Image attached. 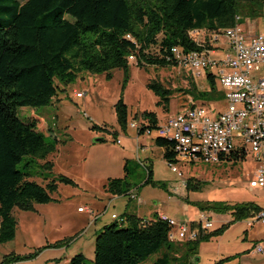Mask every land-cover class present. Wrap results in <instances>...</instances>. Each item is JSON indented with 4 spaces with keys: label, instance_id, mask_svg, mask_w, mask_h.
Here are the masks:
<instances>
[{
    "label": "trees",
    "instance_id": "1",
    "mask_svg": "<svg viewBox=\"0 0 264 264\" xmlns=\"http://www.w3.org/2000/svg\"><path fill=\"white\" fill-rule=\"evenodd\" d=\"M263 11L264 0H26L24 3L0 0V244L16 237L15 208L33 211L35 204L54 201L52 195L58 191V183L76 185L71 178L60 175L43 186L29 180L31 175L19 169L23 161L26 168L35 160L46 161L58 143L50 124L35 113L21 120L19 108L49 106L61 86L73 84L81 72L110 76L115 69L126 71L130 58L142 68L178 67L174 48L202 51L208 47L198 44L192 32L205 30L220 34L246 19L263 17ZM206 80L208 91H199L191 82L187 93L194 101L203 103L223 99L215 75L209 73ZM148 88L159 97V105L169 107L171 90L158 82L150 83ZM116 113L119 125L126 132L129 108L123 99L116 104ZM134 119L149 129L160 124L152 112ZM154 145L164 150L163 158L168 164L178 163L174 142L156 138ZM246 156V152L237 150L226 159L240 162ZM42 167L52 170L54 165L45 162ZM124 170L125 177L108 179L104 185L107 193L131 195L134 187L128 182L127 163ZM146 172L144 185L167 188L166 183L154 180L152 165L146 167ZM186 188L199 190L201 182L191 178ZM194 205L201 211L231 214L233 220L212 232H201L194 241L176 243L169 239V224L157 214L152 220H144L125 213L122 223L112 222L97 233L94 264H143L153 255L158 257L152 264H194L203 242L224 235L235 223L264 210L255 202ZM70 241L48 244L30 255H8L2 264L34 259L43 250L62 248ZM238 256L215 264H225ZM87 261L80 253L68 264H87Z\"/></svg>",
    "mask_w": 264,
    "mask_h": 264
},
{
    "label": "rangeland",
    "instance_id": "2",
    "mask_svg": "<svg viewBox=\"0 0 264 264\" xmlns=\"http://www.w3.org/2000/svg\"><path fill=\"white\" fill-rule=\"evenodd\" d=\"M19 1L24 3L26 0ZM251 24L252 28L264 34V16ZM191 36L198 44L209 48L212 44L220 48L223 45V35L217 42L214 41L215 34L205 30L192 32ZM110 74L83 71L73 84L61 86V91L51 105L19 108L21 120L25 121L32 113L41 116L44 123L53 127L58 139L56 151L46 161L35 160L29 168L24 167L23 161L19 169L31 175L29 180L43 186L60 175L71 178L76 185L58 183V191L52 195L53 202L35 204L33 211L13 210L18 222L17 233L13 241L0 244V264L8 255H30L60 240L71 241L62 248L43 250L34 259L12 264H67L66 260L80 253L86 256L87 264H94L97 233L111 221L122 223L113 220L111 215L115 213L122 217L127 203L130 204L128 211L144 220L154 219L155 212L162 209L178 223L196 220L202 211L195 203L257 202L264 207V189L249 191V182L258 169L250 147L244 161L178 163V172H173L164 160V150L152 143L150 145L146 137H140L139 143L148 142V148H138L137 130L131 124L140 121L134 118L144 112H152L163 121L169 114L179 113L191 103L210 105L208 102L194 101V97L187 93L191 82L195 83L199 91H208L205 77L196 78L189 69L178 67L142 68L134 58L129 59L126 71L115 69ZM214 75L216 79L219 77L217 68L214 69ZM153 82L173 92L168 108L159 105V97L148 88ZM217 85L221 92L224 91L219 81ZM79 93L82 95L80 98L77 97ZM120 99L129 108L126 132L117 119L116 104ZM215 108L225 110L226 102L220 100ZM94 126L101 129H93ZM100 138L103 142H96ZM48 141L54 142L53 139ZM118 141L121 143L118 144ZM45 162H52L53 169H44L42 165ZM126 163L129 169L128 182L134 187L131 192L140 196L142 205L137 207L131 195L117 196L100 220L89 226L90 221L85 215L79 214L78 207L87 206L95 214H102L109 199L114 198L105 191L104 185L110 178L125 177ZM149 164L153 166L154 180L166 183V189L144 185L147 179L146 166ZM191 178L201 182L199 190L187 191L186 184ZM175 189H178L177 193ZM226 218L231 219L232 215H213L214 227L210 232L227 223ZM249 222L248 219L238 222L224 235L203 242L194 264H215L237 254H240L237 259L225 264H264L263 255L254 251V246L264 236V223L259 221L250 227ZM157 257L153 255L143 264H152Z\"/></svg>",
    "mask_w": 264,
    "mask_h": 264
},
{
    "label": "built area",
    "instance_id": "3",
    "mask_svg": "<svg viewBox=\"0 0 264 264\" xmlns=\"http://www.w3.org/2000/svg\"><path fill=\"white\" fill-rule=\"evenodd\" d=\"M214 34L215 42L223 35L228 43L221 58L216 57L217 46L213 44L202 51H185L178 47L172 52L178 68L189 69L196 78H207L209 73L214 74L215 68L219 70L216 82L223 87L226 109L215 108L220 100L209 102L207 106L191 103L179 113L168 116L156 129L145 127L141 121L132 122L131 127L139 134L147 128L144 135L174 142L178 163L219 164L237 150L248 153L250 147L258 164L250 188L264 189V34L249 36L241 24ZM77 97L82 95L79 93ZM177 164H169L173 172H178ZM131 198L141 202L133 192ZM78 211L93 215L86 207ZM158 217L169 224L171 242L194 241L201 232L206 234L214 227L208 212H201L192 223H178L165 214ZM112 219L124 221L116 214ZM259 221L264 223V210L251 219L249 226ZM254 251L264 256V241L254 246Z\"/></svg>",
    "mask_w": 264,
    "mask_h": 264
},
{
    "label": "crops",
    "instance_id": "4",
    "mask_svg": "<svg viewBox=\"0 0 264 264\" xmlns=\"http://www.w3.org/2000/svg\"><path fill=\"white\" fill-rule=\"evenodd\" d=\"M259 19H254V20H251V19H246V20H244V22L241 24L244 28V30H245V32H246V34H248L249 36H255V35H257V34H263V33H260V32H258L257 31V29L256 28H252L251 27V23L252 22H257ZM222 39V43H223V45H222V47L220 48L219 46H217V50H216V57H219V58H221V57H223L224 56V54H225V52H226V49H227V47H228V43H227V40L225 39V38H221ZM225 50V51H224ZM219 54H221L222 56H220ZM172 114H169L168 116H171ZM167 116V117H168ZM167 117L163 120V121H160V123H162V122H164L166 119H167ZM136 135H137V137H136V139H137V143H138V148H141L142 150H144V149H146V148H148V142H145L144 144L143 143H139V138L140 137H146L148 140H150V145H151V143L152 144H154V138H151V137H148V136H146V135H144V134H142V135H140L138 132H136ZM164 153V152H163ZM148 160H150V159H148ZM150 164H152V163H150ZM149 164V165H150ZM147 167V166H146ZM152 168H153V166H152ZM153 174H154V172H153ZM182 176V175H181ZM250 183V182H249ZM253 190H256V189H251L250 188V185H249V191H253ZM175 192L177 193L178 192V189H175ZM111 195V194H110ZM113 196V195H112ZM114 198H110L109 199V203L106 205V207H105V209L103 210V213L102 214H99V215H97V214H95L94 213V211L92 210V209H90V208H88L87 206H83V207H86L87 209H90V210H92L93 211V215H91L90 213H88V212H83V213H80L79 211V214H82V215H85L86 217H87V219H88V221H90L89 222V226L90 225H92L93 223H96V222H98L100 219V216H102V215H104V213L107 211V208L109 207V205L111 204V202L115 199V197H117V196H113ZM139 198H140V196H139ZM141 199V198H140ZM131 201V200H130ZM136 202H137V207H139L140 205H142V203H143V201H142V199H141V202H138L137 200H136ZM132 203V202H131ZM255 203H257V202H255ZM258 204V203H257ZM259 205V204H258ZM129 206H130V204H126V210L124 211V214L125 213H131V212H129L128 211V209H129ZM261 206V205H260ZM261 207H263V206H261ZM79 208H81V205L78 207V209ZM264 208V207H263ZM187 209V208H186ZM202 212H207V211H202ZM209 214H210V216L212 217V219H213V215H219V214H215V213H212V212H208ZM155 214H157V215H159V214H165V215H167V216H169L170 218H172V219H174L173 217H171L168 213H166L165 211H163L162 209H159V211H156L155 212ZM112 215H115V213H113ZM111 215V216H112ZM117 215V214H116ZM225 215V214H224ZM97 216H99L98 217V219L96 220V221H94V219H95V217H97ZM119 216V215H118ZM138 217H140L139 215H137ZM141 218V217H140ZM252 218H254V217H252ZM252 218H249L248 220H250L251 221V219ZM150 220H152V219H150ZM233 220V218H229V219H227L226 218V222L228 223V222H230V221H232ZM247 220V219H246ZM214 221V220H213ZM224 221V220H223ZM112 222V221H111ZM110 222V223H111ZM109 224V223H108ZM226 224V223H225ZM236 224V223H235ZM255 224V223H254ZM224 225V224H223ZM248 225H249V223H248ZM233 226V225H232ZM231 226V227H232ZM254 226V225H253ZM253 226H250V227H253ZM230 227V228H231ZM229 228V229H230ZM228 229V230H229ZM227 230V231H228ZM226 231V232H227ZM225 232V233H226ZM224 233V234H225ZM248 230L246 231V239H247V237H248ZM264 241V236L261 238V240L259 241V243H261V242H263ZM176 243H184V242H176ZM202 245V244H201ZM201 247V246H200ZM238 255V254H237ZM239 256H240V254H239ZM238 256V257H239ZM237 257V258H238ZM264 257V256H263ZM227 258V257H226ZM237 258H235V259H237ZM195 260H196V258H195ZM195 260H194V262H195ZM234 260V259H233ZM69 261H70V259H68V260H66V263L68 264L69 263ZM58 263V262H57Z\"/></svg>",
    "mask_w": 264,
    "mask_h": 264
},
{
    "label": "water",
    "instance_id": "5",
    "mask_svg": "<svg viewBox=\"0 0 264 264\" xmlns=\"http://www.w3.org/2000/svg\"><path fill=\"white\" fill-rule=\"evenodd\" d=\"M102 141H103V139H101V138L96 140V142H102Z\"/></svg>",
    "mask_w": 264,
    "mask_h": 264
}]
</instances>
